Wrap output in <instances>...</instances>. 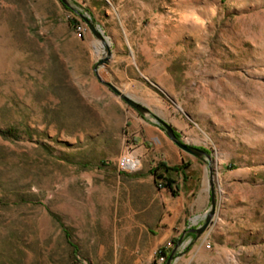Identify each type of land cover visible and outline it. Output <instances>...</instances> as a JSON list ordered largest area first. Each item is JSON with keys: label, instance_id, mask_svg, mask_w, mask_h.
<instances>
[{"label": "rangeland", "instance_id": "1", "mask_svg": "<svg viewBox=\"0 0 264 264\" xmlns=\"http://www.w3.org/2000/svg\"><path fill=\"white\" fill-rule=\"evenodd\" d=\"M68 2L0 0V264H155L178 240L171 264H264V0ZM157 118L210 157L200 249L209 161ZM189 158L205 210L159 241Z\"/></svg>", "mask_w": 264, "mask_h": 264}, {"label": "crops", "instance_id": "2", "mask_svg": "<svg viewBox=\"0 0 264 264\" xmlns=\"http://www.w3.org/2000/svg\"><path fill=\"white\" fill-rule=\"evenodd\" d=\"M149 135H155L150 129H147ZM156 136V135H155ZM161 144V143H160ZM169 152H164L159 160L164 165H179L180 164V154H175V151L169 148ZM178 157V159L176 158ZM184 161V160H183ZM187 166L185 167L186 180L184 185V192L181 197L167 196L166 198V212L162 214L159 219L160 224L165 225L164 230L160 233L159 241H162L169 233H172V227L177 223L181 225L187 223L191 217H201L200 215L204 212L206 202L208 199V190L203 184V172L204 169L200 165L196 158H189L185 160ZM197 184L195 188L194 185ZM188 214V215H187ZM197 223L196 221H190L189 226H193ZM191 229V228H190ZM187 229V232H190ZM208 236L204 234L195 240L197 249L202 247V241Z\"/></svg>", "mask_w": 264, "mask_h": 264}, {"label": "water", "instance_id": "3", "mask_svg": "<svg viewBox=\"0 0 264 264\" xmlns=\"http://www.w3.org/2000/svg\"><path fill=\"white\" fill-rule=\"evenodd\" d=\"M65 6L69 7V2L68 0H60ZM90 27L92 28V25L89 24ZM114 91H116L129 105H131L133 108H135L140 114L142 115H146L148 113H150V110L145 107L144 105L131 100L130 98L122 95L121 93H119L116 89H114V87L110 84H108ZM157 120L163 125V127L166 129L167 135L169 136V138L183 151H185L188 154L194 155L198 158H200L201 156H205L208 159V183H209V190H210V199H209V208L207 210V213L204 216V220L203 223L195 228V229H190V232L194 233V236L197 238L199 237V235L204 232L206 230V228L208 227V225L210 224L212 217L214 215V211H215V205H216V196H215V190H214V186H213V181H212V169L210 167V157L207 153H205V151L199 149V148H195V147H191L188 146L186 144L181 143L179 140H177L173 134V130L172 128L166 124L164 121L160 120L157 118ZM180 243V240L177 241L175 247L173 249H171L170 253L168 254V256L166 257L165 261L163 264H171L173 257H174V251L177 247V245Z\"/></svg>", "mask_w": 264, "mask_h": 264}, {"label": "built area", "instance_id": "4", "mask_svg": "<svg viewBox=\"0 0 264 264\" xmlns=\"http://www.w3.org/2000/svg\"><path fill=\"white\" fill-rule=\"evenodd\" d=\"M75 26L80 29V32L82 31L81 24H75ZM140 164L141 162L139 158L133 155L129 148H126V150H124V152H122L116 159V168L120 172H133L140 167ZM206 247H209V245L206 244ZM160 248L161 247L154 251L155 264H162L164 261Z\"/></svg>", "mask_w": 264, "mask_h": 264}, {"label": "trees", "instance_id": "5", "mask_svg": "<svg viewBox=\"0 0 264 264\" xmlns=\"http://www.w3.org/2000/svg\"><path fill=\"white\" fill-rule=\"evenodd\" d=\"M0 135L3 136V137H10L13 134H12V132L10 130H5V131H0ZM179 169H180V167L176 166V165L175 166H171V167H165V170L166 171H170V172H177ZM176 240L172 239L171 242L174 243V242H176ZM169 251H170L169 247H161L160 248V252H161V254L164 257V261H165L167 255H168Z\"/></svg>", "mask_w": 264, "mask_h": 264}]
</instances>
